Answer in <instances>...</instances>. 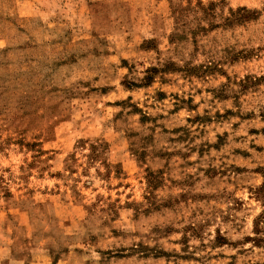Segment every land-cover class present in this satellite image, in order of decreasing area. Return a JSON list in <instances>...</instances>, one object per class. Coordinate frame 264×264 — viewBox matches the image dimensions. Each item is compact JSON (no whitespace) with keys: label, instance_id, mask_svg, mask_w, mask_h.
Returning <instances> with one entry per match:
<instances>
[{"label":"rangeland","instance_id":"1","mask_svg":"<svg viewBox=\"0 0 264 264\" xmlns=\"http://www.w3.org/2000/svg\"><path fill=\"white\" fill-rule=\"evenodd\" d=\"M0 264H264V0H0Z\"/></svg>","mask_w":264,"mask_h":264}]
</instances>
